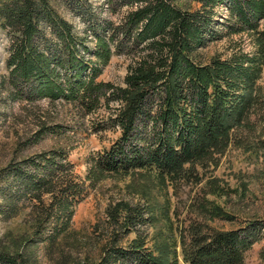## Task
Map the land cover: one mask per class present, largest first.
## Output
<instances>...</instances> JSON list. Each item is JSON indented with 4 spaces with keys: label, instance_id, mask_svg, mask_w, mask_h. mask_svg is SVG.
Masks as SVG:
<instances>
[{
    "label": "trees",
    "instance_id": "16d2710c",
    "mask_svg": "<svg viewBox=\"0 0 264 264\" xmlns=\"http://www.w3.org/2000/svg\"><path fill=\"white\" fill-rule=\"evenodd\" d=\"M67 1L71 9L97 22L98 15L89 0ZM106 1L112 12L124 6L130 10L119 23L111 18L98 23L102 31H94V56L102 64L116 52L127 50L134 56L125 85L97 81L100 67H91L92 60L83 58V52H90L86 36H77L75 26L52 0H0V25L13 35L7 59L11 88H18L16 95H21L24 90L20 86L27 87L31 99L35 95L76 104L85 115L95 113L102 100L108 107L111 101L120 102L119 111L112 114L116 116L110 117L120 135L92 158V171L127 174L156 170L163 183L167 176L184 178L187 164L227 148L232 130L242 126L257 102V80L264 56V28L260 29L264 0ZM193 3L201 6L192 10ZM223 3H229L231 24L225 35L213 20L214 8ZM48 27L60 44L46 35ZM244 31L256 39L257 57L240 53L229 59L214 56L208 62L201 60L200 50L206 44ZM87 70L89 74L83 77ZM41 128L43 131L46 126ZM103 129L99 124L95 131ZM59 161L54 150L10 166L6 175L13 176V181L0 189V214L13 217L22 199L42 201L45 193H53L58 182L64 183L63 179L54 182ZM25 164L33 165L35 172L27 171ZM78 187L67 185L61 190L62 196L56 198L65 221L64 231L72 218L69 196L76 197ZM128 208L127 220L135 227L144 214ZM43 218L49 221L52 213ZM260 227L255 224L203 232L196 224L191 239L182 244L183 260L186 264H246L244 254L252 247ZM55 230L59 231L57 226ZM49 239L53 244L56 238ZM144 243L136 239L131 248L112 247L100 262L66 260L62 264H181L175 243L143 251ZM0 264H29V259L23 253L1 251Z\"/></svg>",
    "mask_w": 264,
    "mask_h": 264
},
{
    "label": "rangeland",
    "instance_id": "374dc122",
    "mask_svg": "<svg viewBox=\"0 0 264 264\" xmlns=\"http://www.w3.org/2000/svg\"><path fill=\"white\" fill-rule=\"evenodd\" d=\"M89 1L98 15L97 22L71 9L67 0H52V4L75 26L77 36H86L85 44L90 52H83V58L92 60L91 67H100L97 81L125 85L124 78L134 56H129L126 50L114 53L107 64L99 63L94 56V31H102L98 23L105 18L119 23L130 7L112 12L106 0ZM200 6L193 3L190 8ZM214 13V26L225 35L231 26L229 3L216 6ZM263 28L264 18L260 20V29ZM46 35L54 44H60L51 28L46 29ZM12 39L13 35L0 25V189L12 184L13 176L6 175L10 166L54 150L60 159L54 182L63 179L64 183L58 182L55 191L45 193L42 201L22 199L13 217L0 214V252L23 253L29 264L87 259L100 262L112 247L131 248L132 242L140 239L145 242L143 251L175 243L181 264H186L182 244L191 239L196 224L203 232L257 224L261 229L252 247L245 252L244 260L246 264H264V56L257 80V102L242 126L232 130L227 148L187 164L186 177L167 176L163 183L156 170L127 174L93 172L92 158L120 135V129L110 117L116 116L112 114H117L122 104L111 101L108 107L102 100L95 113L85 115L76 104L38 99L35 95L31 99L25 86H20L24 92L16 95L18 88L14 91L11 88V70L7 67ZM78 43L81 47L79 40ZM258 47L251 33H233L206 44L200 50V58L208 62L214 56L229 59L240 53L257 57ZM88 72L82 76L86 77ZM66 73L63 69V74ZM99 124L104 129L96 132ZM42 126H46L43 131ZM25 169L35 172L33 165L25 164ZM70 184L79 185V194L69 196L72 218L64 231L65 221L58 211L56 198ZM128 206L144 214L135 227L127 220ZM46 213H52L47 222L43 218ZM56 226L59 231L55 230ZM53 236L56 239L52 244L49 238Z\"/></svg>",
    "mask_w": 264,
    "mask_h": 264
}]
</instances>
